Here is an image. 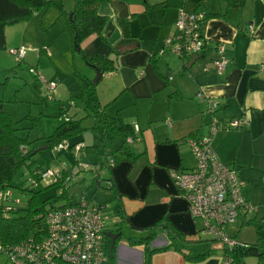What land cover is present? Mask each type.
Returning <instances> with one entry per match:
<instances>
[{
  "label": "crops",
  "instance_id": "1",
  "mask_svg": "<svg viewBox=\"0 0 264 264\" xmlns=\"http://www.w3.org/2000/svg\"><path fill=\"white\" fill-rule=\"evenodd\" d=\"M174 1L103 0L97 6V13L104 17L101 32L80 43L87 58L101 55L115 60L116 71L102 75L96 85L97 98L107 116H119L138 129L137 139L129 142L131 152L138 156L123 159L106 171L115 184L111 190L114 224L119 221L124 229L113 245V264H146L144 244L127 238L140 239L152 232L154 236L146 243L153 251L149 264L221 263L224 245L201 236V223L191 217L173 179L177 170L195 164L185 138L193 132L210 133V122L206 121L210 103L218 105L219 114L211 118L220 122L212 135L213 149L222 162L236 168L243 182L246 180L242 193L250 203L254 186H258L250 174L256 168L264 169V159L257 157L262 153L256 154L257 144L264 143L260 121V110L264 109V0H244L234 20L204 19L200 30L207 48L204 57L190 67L191 57L185 61L167 53L154 60L150 57L158 55L164 40L175 33L181 8L217 12L224 0ZM170 3H175V8ZM67 38L65 41L72 43L69 33ZM217 44L226 59L222 73L211 68V61L220 57ZM198 91L206 101L196 100ZM243 117L248 125L242 129L222 127ZM101 128L98 123L99 134ZM231 137L236 144L230 142ZM121 146L122 139L115 136L107 149ZM246 220L241 219L238 226ZM230 227L227 230L236 239ZM241 263L247 264L244 258Z\"/></svg>",
  "mask_w": 264,
  "mask_h": 264
},
{
  "label": "rangeland",
  "instance_id": "2",
  "mask_svg": "<svg viewBox=\"0 0 264 264\" xmlns=\"http://www.w3.org/2000/svg\"><path fill=\"white\" fill-rule=\"evenodd\" d=\"M51 1L52 4L61 5L68 12L75 4V0ZM170 5L175 8V3H170ZM67 17L60 12L57 6L51 5L46 10L37 11L29 20L19 21L5 27L6 44L4 49H0V101L3 109L15 122L17 135L23 139L28 138L30 141L28 144L30 150L33 147H41L42 136L49 135L66 119L83 117L84 127L77 135L69 137L68 143L83 141L84 145L90 146L95 143L98 133L92 129L96 120L93 117H85L86 111L83 110V103L75 98L80 94L82 84L88 79L93 80L95 71L82 61L80 54L73 50L72 43L65 41V38L68 39ZM14 48L24 50V57L21 60L11 52ZM167 54L170 58H175L173 54ZM103 81L105 80L101 81V85ZM51 86H54L52 90L49 89ZM109 111L115 114V111ZM214 114L217 116L219 110L206 116V121L211 122V116ZM107 139L110 141V138L107 137ZM116 139L120 140L118 137ZM230 142L237 143L234 137H231ZM256 144L257 142L254 146ZM257 147L256 154L262 153V156L260 154L257 157L260 160L264 159V148H262L264 143L259 142ZM70 160L74 161V156L69 150L54 152L47 148L31 156L30 161L37 162L42 167L47 161L53 171H58L60 162ZM259 166L261 167L262 164ZM100 174L102 177L106 176V171L100 170ZM250 175L258 184L257 187L254 186V198L251 199L256 213L252 212L248 216L253 221L238 226L241 221L239 219L236 224L230 225V228L236 234V240L253 244L258 239L255 226L264 216V169L256 168ZM50 183L49 178L42 180L43 189L38 190L40 187L32 184L28 169L22 167L3 193H10V200L7 203L12 205L11 207L24 208L33 192L38 191L41 199L56 197L59 187L48 186ZM97 183L98 181L94 180V168L90 165L85 172L80 174L76 184L68 186V192L76 198H80L83 192L92 204L104 206L101 210L106 219V226L109 229L115 228L114 222L117 220L111 209L114 203L113 193L105 188L104 181L102 182L104 186H99ZM201 236L206 240L214 239L208 232H201ZM212 244L216 242L213 241ZM244 259L247 264H258L254 254H246ZM0 264L15 263L3 252L0 253Z\"/></svg>",
  "mask_w": 264,
  "mask_h": 264
},
{
  "label": "trees",
  "instance_id": "3",
  "mask_svg": "<svg viewBox=\"0 0 264 264\" xmlns=\"http://www.w3.org/2000/svg\"><path fill=\"white\" fill-rule=\"evenodd\" d=\"M101 1L103 0H75L73 9L68 12L62 8L61 5L52 4L51 0H0V49L5 48L6 26L19 21L29 20L37 11L46 10L51 5H55L63 15L66 17L68 16L67 31L71 37L73 50L78 52L89 66L93 69H98L102 75L112 73L116 71L114 59L101 55H93L87 58L80 48V43L85 38L91 34H98L101 32L104 25V17L97 13V6ZM243 4L244 0H224L219 11L210 13L205 11L204 19L221 17L227 20H234L237 17L238 10ZM69 15L71 16L69 17ZM204 52L205 51L201 54L204 55ZM165 53L173 54L184 61L191 57V55L188 54L178 55L166 51L162 54L158 52V55H152L150 59L154 60L157 56L164 55ZM168 79H171V76ZM75 98H78L83 103V110L86 111L85 117H93L96 119V123L93 125L92 129L97 133L98 123H100L102 127L101 132L100 134L97 133L95 143L90 146L84 145V147H81L78 151H75L74 146L78 142L83 143V141H75L72 144L69 143L68 149L65 150H69L73 154L74 161L60 162L57 173L46 177L49 178L51 182L48 186L54 185L59 187L56 197L41 199L38 195V191L33 192L28 200L27 206L24 208L11 207L12 205L7 203L10 197H6L0 201V247L2 249L0 253L4 252L9 256L8 250L20 245L25 240L42 238L46 234V213L50 210L63 208L80 199L68 192V186L70 184H76L80 174L86 171L85 169H80L79 173H73L71 171V168L76 164L77 160H83L88 163L89 166H93L94 180L98 181L97 184L99 186L105 185V188L113 190L115 189V184L112 177L109 175L102 177L100 170L108 171L109 173L112 166L119 161L123 159L134 160L138 156L131 152L129 147L130 144L127 141L128 138H131L132 142L137 139L136 131L138 129L124 122L119 116L110 117L106 115L104 107H101L98 101L96 85L93 84L91 80L88 79L82 84L81 92ZM217 109L218 108L213 109L211 112L207 109V114H213ZM82 119L83 117L80 119H66L63 123L56 126L49 135L42 136L40 143L42 144L41 147H33V149L30 150L28 146L30 141L28 138L23 139L17 135L15 122L3 109V105L0 101V192H3L11 185L12 179L22 167L28 169L32 184L39 186L40 188L38 190L43 189L41 181L46 178H42V174L51 168L47 161L44 167L39 166L37 162L32 163L30 161L31 156L41 153V151L44 150L42 149L44 146H46L45 149L48 148L54 152H58L54 150V146L67 141L69 137L77 135L84 129ZM260 121L262 131H264V109L260 110ZM226 124L227 122L224 123L222 127L225 128ZM115 136H119L122 139L121 148L112 147L107 149V145L110 144L107 137L111 140ZM200 136L202 135H197V133L193 132L189 134L185 140ZM65 150L60 151L65 152ZM103 181L105 183L104 185L102 184ZM81 195L87 198L83 192H81ZM101 206L100 204L97 205L99 209H101ZM252 221V219H248L243 222L251 223ZM114 225V231L120 230L121 223L119 221ZM255 228L258 235L256 243L249 244L238 241L241 245L235 247L231 251L230 255L236 263L241 262V259L244 258L246 254H254L257 260L261 264H264V216L260 218L259 224H257ZM153 236L154 233L152 232L148 236L140 239L132 237L127 238L131 243L144 244L148 255L146 264H149V256L153 252L147 248L146 243ZM105 239V248L107 252L106 264H113L114 250L113 247L110 248L107 236H105ZM172 246L179 249L177 245ZM199 257L200 256L197 258Z\"/></svg>",
  "mask_w": 264,
  "mask_h": 264
},
{
  "label": "built area",
  "instance_id": "4",
  "mask_svg": "<svg viewBox=\"0 0 264 264\" xmlns=\"http://www.w3.org/2000/svg\"><path fill=\"white\" fill-rule=\"evenodd\" d=\"M204 18V11L188 12L181 8L175 22V33L164 40L159 54L166 51L191 56L203 53L207 48V41L200 30ZM216 49L220 57L211 61V68L222 73L226 59L222 56V46L217 44ZM11 52L19 60L24 57L22 48H14ZM196 98L199 102L206 101L200 91L196 93ZM216 108V103H210L208 111ZM218 124L213 118L209 134L187 139L195 164L191 168L177 170L173 179L187 201L191 217L201 223V231L208 232L224 245L220 264H242L236 263L230 255L241 244L229 234L227 227L239 219L246 220L245 217L254 212L255 207L243 196L245 184L236 168L222 162L213 149L212 135L217 131ZM247 125L248 120L243 117L229 120L225 128L242 129ZM127 141L132 142V139ZM68 146L69 143L64 141L54 146V150H65ZM81 147L84 144L78 142L74 149L78 151ZM88 167V163L77 160L71 171L79 173L80 169L87 170ZM55 173L57 171L49 169L42 174V178ZM9 195V192L4 194L1 191L0 201ZM45 227L46 234L42 238L25 240L8 250L15 264H106L104 217L97 205L83 195L70 205L48 211Z\"/></svg>",
  "mask_w": 264,
  "mask_h": 264
},
{
  "label": "water",
  "instance_id": "5",
  "mask_svg": "<svg viewBox=\"0 0 264 264\" xmlns=\"http://www.w3.org/2000/svg\"><path fill=\"white\" fill-rule=\"evenodd\" d=\"M70 16L71 15H69V17ZM203 57H204L203 54H196V55L191 56L190 61L188 63V66L190 67V65L194 61H196L198 59H201ZM94 71H95V75H94V78L92 80V83L96 85L98 83V81L100 80V78L102 76V73L98 69H96V68L94 69ZM45 148H46V146L42 147V149H45ZM105 234L108 237V239L110 240V248H112L113 245H114V243H115V241H116V239L119 238L120 236L124 235V230L122 228V224L120 225V230H117V231H114V230H106L105 231Z\"/></svg>",
  "mask_w": 264,
  "mask_h": 264
}]
</instances>
